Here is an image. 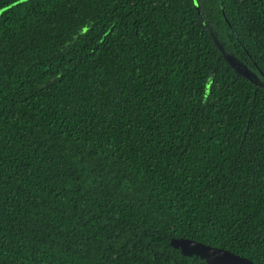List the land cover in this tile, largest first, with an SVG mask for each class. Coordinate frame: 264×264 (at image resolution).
Listing matches in <instances>:
<instances>
[{
    "label": "trees",
    "instance_id": "16d2710c",
    "mask_svg": "<svg viewBox=\"0 0 264 264\" xmlns=\"http://www.w3.org/2000/svg\"><path fill=\"white\" fill-rule=\"evenodd\" d=\"M173 237L264 264V0L8 7L0 264H209Z\"/></svg>",
    "mask_w": 264,
    "mask_h": 264
},
{
    "label": "water",
    "instance_id": "95a60500",
    "mask_svg": "<svg viewBox=\"0 0 264 264\" xmlns=\"http://www.w3.org/2000/svg\"><path fill=\"white\" fill-rule=\"evenodd\" d=\"M23 1L28 0H18L9 6L1 8L0 14L8 7ZM171 245L175 248H179L182 254L187 256L198 255L209 264H254L253 260L248 257L239 255L229 249L213 246L193 238L173 237L171 239Z\"/></svg>",
    "mask_w": 264,
    "mask_h": 264
}]
</instances>
